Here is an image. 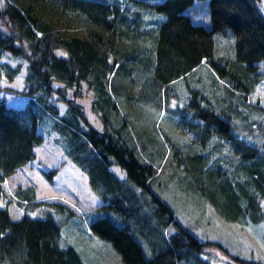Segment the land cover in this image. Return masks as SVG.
Returning <instances> with one entry per match:
<instances>
[{"label":"trees","instance_id":"obj_1","mask_svg":"<svg viewBox=\"0 0 264 264\" xmlns=\"http://www.w3.org/2000/svg\"><path fill=\"white\" fill-rule=\"evenodd\" d=\"M262 1L208 0L206 24L184 11L192 0H0V47L18 57L15 65L0 59V70L12 80L21 62L25 68L23 87L0 84V264H86L74 245L61 244L51 210L33 213L45 202L35 186L6 183L35 157L44 130L103 204L127 219L89 222L123 264H210L211 240L190 225L192 207L264 224V98L253 96L264 87ZM226 27L233 55L214 49L213 31ZM5 88L26 102L8 103ZM85 95L100 127L89 121ZM162 111L180 120L160 124ZM161 172H169L165 197L176 196L184 223L160 194ZM177 179L193 190L184 203L171 184ZM231 256L235 264H264Z\"/></svg>","mask_w":264,"mask_h":264},{"label":"rangeland","instance_id":"obj_2","mask_svg":"<svg viewBox=\"0 0 264 264\" xmlns=\"http://www.w3.org/2000/svg\"><path fill=\"white\" fill-rule=\"evenodd\" d=\"M262 6L264 8V1H262ZM184 11L194 21L206 24L209 22L208 0H192L185 7ZM213 41L216 51L227 55L234 54L235 35L229 27L213 31ZM0 53H2L0 55L1 61H6L10 65H15L18 62V57L13 55L9 50L0 47ZM24 76V62H21V69L14 75L12 80L8 78L7 72L3 67L0 70V84H11L21 88L25 84ZM202 77V81L205 83L211 81V75L207 73L205 67L202 69ZM187 82L189 83L188 80ZM200 82L201 75H199L196 84ZM1 94L11 104L22 105L27 100L26 96L22 97L18 92L7 88L3 89ZM255 95L264 98V87L258 86L253 92L254 97ZM89 97V95H85L81 100L85 104L89 121L95 126L100 127L101 123L97 114L89 106ZM177 103L174 97L169 101L170 105H176ZM56 104L60 111L63 112L66 104L60 100H56ZM177 116L178 118L176 117V113H163L162 111L158 114V117L156 116V120L158 119L157 122L160 124L165 118L180 120L179 115ZM164 125L166 128L171 127L166 122H164ZM53 134L55 135V133ZM115 168L118 169L116 166ZM118 170L122 172V170ZM168 174L169 172L165 174L161 172V178L159 179V181L161 180L160 194L164 198H166V194L167 196H171L166 191L172 192L170 190L171 187L166 188L167 178H169ZM162 177L164 180H162ZM184 181L187 186L188 181ZM6 183L11 190L17 185L35 186L37 197L44 199L45 202L35 209L33 213L43 215L47 210H51L60 224L61 244L74 245L86 264H123L119 253L111 242L93 232L89 227V222L101 215H108L118 224H123L127 219L119 216L112 206L103 204L105 202L104 199L91 185L87 173L72 161L64 147L57 143L54 137L50 136L49 132L44 130V140L36 145L35 157L17 169L14 174L8 175ZM171 184L178 191L179 203H184L186 197L192 196L193 190L186 191V187H183L181 179H177ZM173 196L171 199H166L173 207L174 214L184 223L185 217H181V211H179V207L181 206L175 200L176 196ZM46 201H54V204L47 203ZM57 201L69 205L75 212L69 213L68 209L61 208L56 203ZM189 209L194 216H190L192 228H196L204 239L208 238L211 240L207 245L210 249L209 254H207L210 264H235L227 259L233 257L231 255L252 258L255 263L264 261V224H252L245 220L237 222L225 220L214 212L209 205H205V208L201 211L205 215L202 218L201 213L196 211L194 207ZM173 229V225L168 227V231ZM140 242L144 252L149 255L148 245L144 244L142 239H140ZM228 254H230V257H227Z\"/></svg>","mask_w":264,"mask_h":264},{"label":"crops","instance_id":"obj_3","mask_svg":"<svg viewBox=\"0 0 264 264\" xmlns=\"http://www.w3.org/2000/svg\"><path fill=\"white\" fill-rule=\"evenodd\" d=\"M15 173V172H14ZM14 173H12V174H14ZM10 175V174H9ZM8 176V175H7Z\"/></svg>","mask_w":264,"mask_h":264}]
</instances>
